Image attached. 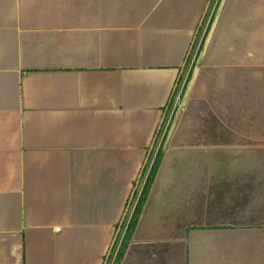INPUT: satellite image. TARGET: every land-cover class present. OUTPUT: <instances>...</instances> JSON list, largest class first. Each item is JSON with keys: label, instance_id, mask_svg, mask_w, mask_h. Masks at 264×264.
Masks as SVG:
<instances>
[{"label": "crops", "instance_id": "obj_1", "mask_svg": "<svg viewBox=\"0 0 264 264\" xmlns=\"http://www.w3.org/2000/svg\"><path fill=\"white\" fill-rule=\"evenodd\" d=\"M219 1L0 0V264H115L164 142L120 264H264V0Z\"/></svg>", "mask_w": 264, "mask_h": 264}, {"label": "trees", "instance_id": "obj_2", "mask_svg": "<svg viewBox=\"0 0 264 264\" xmlns=\"http://www.w3.org/2000/svg\"><path fill=\"white\" fill-rule=\"evenodd\" d=\"M222 1H223V0H220V1H219V4H218V6H217V10H216V12H215V14H214L213 20L217 17V14H218V11H219V9H220V7H221ZM210 28H211V27H210ZM210 28H209V30H210ZM208 32H209V31H208ZM208 32H207V33H208ZM206 39H207V38L205 37V39H204V41H203V44L201 45V49H200V51H199V53H198V55H197V58H196V60H195V64H194L193 71H192V73H191V75H190V77H189V80H188V82H187V88H185V90H184V96H185L186 91L188 90V87L190 86V84H191L192 81H193V75H194V72H195V70L198 68V66H199V64H200V60H201V57H202V55H203L204 48L206 47V46H205V45H206ZM184 96H183V100H184ZM173 126H174V119H173V122H172L171 127L169 128V130H170L169 132H171V130L173 129ZM157 139H158V135H157V138H156V140H155V143H156ZM155 143L153 144V146L155 145ZM165 149H166V142H164L163 146H162L161 149L159 150V152H158V154H157V156H156V158H155V161H154V163H153V166H152V168H151V170H150V173H149V175H148L147 181H146V183H145V185H144V187H143V189H142V192H141V194H140V196H139V199H138V202H137V204H136V207H135V210H134L133 216L131 217V220H130V222H129V224H128L127 231H126V233H125V235H124V238H123V240H122V243H121V245H120V249H119V251H118V254H117V257H116V260H115V264H120L121 261H122V259H123V257H124V255H125V253H126L127 247H128V245H129V243H130V241H131V238H132V236H133V234H134V231H135V228H136V226H137V223H138L139 217H140V215H141L142 209H143V207H144V205H145V202H146V200H147V198H148V195H149L150 189H151L152 184H153V182H154V180H155V176H156V174H157V172H158V169H159V166H160V163H161V160H162L163 153H164ZM150 158H151V156H149L148 162H149ZM148 162H147L146 166L143 168V170L141 171V177H140V179L138 180V184H137V186H136V188H135V190H134V192H133V195H132V197H131L132 200H131V199L129 200V202L131 201V203H130V204H127V212H126V214H125V217L123 218L122 225H123L124 222H125L126 215H127L128 211H129V208H130V206H131L133 200H134V199L136 198V196H137L138 189H139V184H140V182L142 181L143 176H144V174H145V172H146V169H147V166H148ZM117 238H119V236H118ZM117 241H118V240H116L115 245L113 246V248H112V250H111V254H110V256H109L108 263H109V260H110L111 257H112V254L114 253V251H115V249H116ZM108 263H107V264H108Z\"/></svg>", "mask_w": 264, "mask_h": 264}, {"label": "water", "instance_id": "obj_3", "mask_svg": "<svg viewBox=\"0 0 264 264\" xmlns=\"http://www.w3.org/2000/svg\"><path fill=\"white\" fill-rule=\"evenodd\" d=\"M162 123H163V122H162ZM161 126H162V124H161ZM161 126H160V127H161ZM152 149H153V147H152ZM152 149L150 150L149 156H150V154H151ZM149 156H148V158H147V161H146L144 167L146 166V164H147V162H148ZM116 239H117V238H115V240H114V242H113V246L115 245ZM113 246H112V248H113ZM112 248H111V250H112ZM110 254H111V251H110V253H109V256H110ZM109 256H108L107 261H106L105 264H107L108 259H109Z\"/></svg>", "mask_w": 264, "mask_h": 264}]
</instances>
